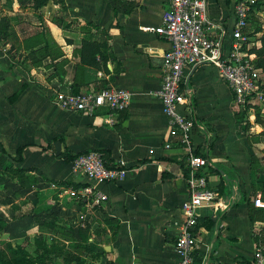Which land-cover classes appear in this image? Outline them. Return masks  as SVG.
Wrapping results in <instances>:
<instances>
[{
    "label": "crops",
    "instance_id": "1",
    "mask_svg": "<svg viewBox=\"0 0 264 264\" xmlns=\"http://www.w3.org/2000/svg\"><path fill=\"white\" fill-rule=\"evenodd\" d=\"M235 2L208 0V31L226 45L235 24ZM168 4L48 0L35 9L29 0H0V18L7 16L10 24L8 37L0 38L1 240L34 253L36 238H44L62 247L57 264H69L66 253L84 254L72 243L80 239L79 228L88 226L95 250L85 253L87 264L177 262L174 242L188 197L187 160L178 142L166 146L167 117L157 95L171 44L144 29L162 23ZM262 15L263 4L251 21L259 41L256 50L264 35V23L257 27ZM89 35L108 44L105 59L96 57L99 66L82 63L83 39ZM23 84L21 94L10 100ZM74 86L82 91L123 87L132 94L131 105L113 122L104 108L84 114L57 105L56 91ZM182 88L196 121L194 145L209 161V184L230 201L227 209H200L205 223L198 226V258L251 264L256 252L264 251V207L254 205L257 197L264 203V106H238L210 63L186 68ZM92 150L107 152L129 168L120 182L98 184L108 195L102 206L70 195L90 181L74 172L66 158ZM63 200L71 215L83 213L86 220L73 226L56 215H41L56 211ZM26 238L33 250L22 243Z\"/></svg>",
    "mask_w": 264,
    "mask_h": 264
},
{
    "label": "built area",
    "instance_id": "2",
    "mask_svg": "<svg viewBox=\"0 0 264 264\" xmlns=\"http://www.w3.org/2000/svg\"><path fill=\"white\" fill-rule=\"evenodd\" d=\"M258 0H236L235 24L226 45L223 38L213 37L208 31V0H169L168 8L159 26H146L147 31L163 35L171 44L164 56L163 80L157 92L167 117L169 140L178 142L185 149L189 166L186 176L188 197L182 204L183 222L176 231L174 249L179 256L175 264H220L198 258V221L200 209L211 207L227 209L220 191L209 184L205 170L209 161L197 153L193 142L195 117L189 99L182 88L185 69L203 63L214 64L228 84L234 102L243 108L264 106V70L258 66L256 46L251 29L252 17L257 11ZM132 94L123 87H103L87 91H74L71 87L58 89L55 103L73 112L93 114L99 109L108 110V121L127 110ZM184 107V110L181 109ZM74 172L84 174L89 184L72 189L70 195L87 201L92 206H102L108 195L98 188L103 182H120L126 178L129 168L125 162L107 167L97 150L79 155L72 162ZM256 207H264L261 197L254 200ZM234 264H244L235 262ZM251 264H264V251L258 250Z\"/></svg>",
    "mask_w": 264,
    "mask_h": 264
},
{
    "label": "trees",
    "instance_id": "3",
    "mask_svg": "<svg viewBox=\"0 0 264 264\" xmlns=\"http://www.w3.org/2000/svg\"><path fill=\"white\" fill-rule=\"evenodd\" d=\"M32 3V7L35 9H38L45 5L48 0H29ZM264 4V0H258L257 6H260ZM58 23L64 28L70 27V24H64L62 21H58ZM10 24L9 19L7 16H3L0 18V38H7L10 34ZM262 40V46L256 50L258 54L257 63L258 66L263 68L264 70V35L261 38ZM108 51V44L107 41H100L98 42L94 38H92V35L86 36L83 39V46H82V63H85L86 65H96L99 66L98 62H96V57L99 55L101 59H105V53ZM25 84H23L16 92H14L9 98L10 100L14 101L24 90ZM74 91H81L80 87H73ZM22 149L23 147L18 148L17 153L19 154V157L17 158L18 161L22 159ZM4 154L8 155V153L3 149L2 150ZM88 152V151H87ZM80 153L72 156H68L66 159L67 161L72 162L77 158L79 155L85 154ZM102 156L104 163L107 167H114L117 165V163L112 159V157L107 152L99 151ZM197 153L204 156L206 155L203 152H200L197 150ZM16 159V160H17ZM12 167V166H10ZM185 174L188 175L189 173V166L186 163L185 164ZM15 172L20 171L19 169H15ZM20 176V175H18ZM87 184H84L85 186ZM219 191L221 189H218ZM261 208V207H257ZM205 221L203 219L199 218L198 226L201 224H204ZM3 223H0V229H2L4 226ZM89 227L84 226L80 227L78 234L80 236V239L72 243L73 248L78 249L81 248L82 254H77L75 252H68L65 254V261L67 263H75V264H87V258L85 257V253L92 252L95 250V245L93 243H90L88 238ZM102 252H105V250H102ZM64 254L63 249L61 246L57 245L56 243L53 245H49L47 243V240L44 238H36V249L34 253H31L30 250H28L26 247L22 245L13 246L11 243L1 240L0 239V264H57L55 261L56 255H62ZM246 264V263H245ZM250 264V263H247Z\"/></svg>",
    "mask_w": 264,
    "mask_h": 264
},
{
    "label": "rangeland",
    "instance_id": "4",
    "mask_svg": "<svg viewBox=\"0 0 264 264\" xmlns=\"http://www.w3.org/2000/svg\"><path fill=\"white\" fill-rule=\"evenodd\" d=\"M262 17L264 18V4H263V15H262ZM257 18V17H256ZM259 20H260V18H259ZM257 23V22H256ZM264 23V21H262L261 20V22L257 25V27H259V28H262V27H260L262 24ZM12 54H13V51H12ZM65 201L66 200H63L62 202H58L57 204H56V207H57V210L55 211H52V212H48V211H45L43 214H41V215H48V216H50V215H56V216H58L57 218H60V219H62L64 222H70V223H72V225L73 224H75V225H80L83 221H85L86 220V217H85V215L83 214V213H80V214H74V215H71V213H70V211L64 206L65 205ZM66 209H65V208ZM57 212V213H56ZM70 223H67V224H70ZM71 225V224H70ZM74 226V225H73ZM76 227V226H75ZM22 243H24V244H27L28 245V247L31 249V250H33L34 248H35V246H34V244L30 241V239L29 238H26V239H24L23 241H22Z\"/></svg>",
    "mask_w": 264,
    "mask_h": 264
}]
</instances>
